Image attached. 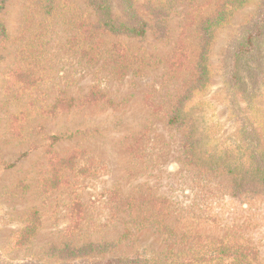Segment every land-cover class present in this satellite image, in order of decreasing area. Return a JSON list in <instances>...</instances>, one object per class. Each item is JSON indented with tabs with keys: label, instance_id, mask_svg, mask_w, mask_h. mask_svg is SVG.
<instances>
[{
	"label": "rangeland",
	"instance_id": "374dc122",
	"mask_svg": "<svg viewBox=\"0 0 264 264\" xmlns=\"http://www.w3.org/2000/svg\"><path fill=\"white\" fill-rule=\"evenodd\" d=\"M103 1L144 34L104 31L89 0H0V264H196L220 244L264 264V185L248 176L231 194L202 157L264 145V82L252 75L250 98L222 69L260 0ZM220 12L192 91L203 22Z\"/></svg>",
	"mask_w": 264,
	"mask_h": 264
},
{
	"label": "trees",
	"instance_id": "16d2710c",
	"mask_svg": "<svg viewBox=\"0 0 264 264\" xmlns=\"http://www.w3.org/2000/svg\"><path fill=\"white\" fill-rule=\"evenodd\" d=\"M125 7L129 9L130 3L128 0H122ZM93 5L99 16L100 27L109 33L115 35L126 34L128 36H142L145 32L146 23L142 19H133V21H119L111 17L108 12V5L103 0H89ZM261 6L256 10L245 23L241 25V32H236L232 35L226 46V54L222 58V69L224 75L227 73L228 78L224 80L226 85L229 82L232 86L240 91V94H245L252 82L250 78L252 75L256 81H260L256 86L264 82V0H260ZM132 11V9H129ZM226 23V17L223 13H217L214 18L206 19L203 22V46L198 54L195 62L196 78L193 90L199 91L203 88L209 77V70L206 65L205 53L209 43L212 28H216L221 24ZM2 31V28L0 29ZM234 59L233 70L229 66V60ZM223 75V76H224ZM254 89L247 91L250 98L254 95ZM230 104L231 102L228 101ZM185 108L184 105H180ZM182 107H178L169 117L168 122L174 123L179 121ZM190 140L187 141L186 147L192 146ZM249 147V146H248ZM240 154V153H239ZM202 157L207 162L208 169H221L232 177L231 194H237L242 187V183L248 176L251 181L262 183L264 185V145H258L252 148L245 159H238L237 154L231 151H224L223 154L218 155L213 159L212 155L204 152ZM252 161V167L246 168V162ZM38 224L37 212L32 211L28 216L27 223L24 225L23 235L26 236V241L34 233ZM164 232L170 235L171 229L164 227ZM238 247L229 248L226 245L220 244L216 247H207L200 251L198 255L193 258L196 264H254V258H248L246 254L239 252ZM87 256V254H86ZM78 255L71 253L68 260H77ZM87 258V257H86ZM87 260H90L87 258ZM133 259L109 258L104 263L97 264H118L129 263ZM176 262L180 261L178 257L174 259ZM4 264H32L31 261L22 263H4Z\"/></svg>",
	"mask_w": 264,
	"mask_h": 264
}]
</instances>
